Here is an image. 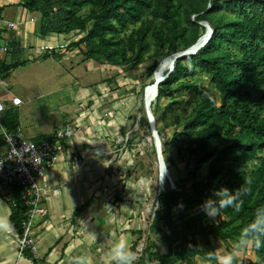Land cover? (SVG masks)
<instances>
[{
  "label": "trees",
  "instance_id": "trees-1",
  "mask_svg": "<svg viewBox=\"0 0 264 264\" xmlns=\"http://www.w3.org/2000/svg\"><path fill=\"white\" fill-rule=\"evenodd\" d=\"M19 3L26 11L39 14L41 38H59L76 31L85 33L72 46H84L87 59L112 66L138 67L149 57L153 60L148 72L150 79L164 59L194 45L205 34V24L211 28L208 42L194 55L177 59L173 72L158 87L156 101L182 93L201 96L187 113H175L171 119L172 147L177 158L185 162L190 185L185 188L178 181L164 182L166 190L160 195V206L167 254L161 264L178 261L200 264L197 258L204 259L209 250H214L211 236L223 244L237 238L253 219L256 209L264 207L261 155L264 0H20ZM48 50L42 60L61 59L60 55H53L52 48ZM17 68L16 63L0 60V79ZM197 77L199 80L204 77L218 94L217 99L202 96L196 85ZM8 103L0 118V129L13 132L19 127V113ZM154 104L150 108L156 114ZM54 133L36 142L51 139ZM0 136L4 146L1 133ZM152 148L155 151L153 143ZM169 149L166 143L161 144L166 169L173 164ZM204 169L207 172L200 178ZM242 185L249 187L250 192L243 197L240 211L225 209L217 224L207 222V216L199 210L206 195L213 188L235 190ZM13 191L20 193L17 188ZM21 201L11 209L10 216L19 233L27 217L22 197ZM178 211L179 217L172 216ZM250 249L264 263V245Z\"/></svg>",
  "mask_w": 264,
  "mask_h": 264
},
{
  "label": "rangeland",
  "instance_id": "rangeland-1",
  "mask_svg": "<svg viewBox=\"0 0 264 264\" xmlns=\"http://www.w3.org/2000/svg\"><path fill=\"white\" fill-rule=\"evenodd\" d=\"M84 35L76 31L53 37V43H49L53 47L51 52L61 59L49 58L18 68L6 79L8 94L25 102V106L18 109L20 115H35V131L38 124L40 130L50 125L54 132L68 126L73 129V139L63 141L62 145L73 146L75 151L68 156L77 163L78 174L84 170L85 178L90 180L85 188V209H80L83 205L76 208L75 219L72 214L71 223L67 224L68 229L78 234L79 239L72 240L89 245L84 246L82 254L88 252L90 258L99 255L108 262L106 253L110 242L123 238L138 256L135 264H161L167 254L163 242L165 220L160 206V195L166 190L164 182L169 179L170 183L178 181L185 188L190 185L185 162L177 158L172 147L171 119L175 113H187L201 96L182 93L163 97L152 107L156 114L149 107L160 146L167 144L170 148L167 153L173 161L168 171L165 167L159 176L160 166L152 148L144 105L142 107L145 88L153 81L148 75L153 60L146 57L140 66L130 67L87 59L84 46H72ZM195 81L202 96L217 99L218 94L204 77ZM163 164L165 166L164 161ZM206 172L204 169L200 178ZM163 175L166 178L161 183ZM176 214L179 217L181 212H174L172 216ZM217 219L215 222L207 217V222L217 224L222 217ZM236 239L223 244L210 237L213 248L222 252L230 251ZM240 259L242 264H264L250 247L241 253ZM197 260L202 264L203 259Z\"/></svg>",
  "mask_w": 264,
  "mask_h": 264
},
{
  "label": "crops",
  "instance_id": "crops-1",
  "mask_svg": "<svg viewBox=\"0 0 264 264\" xmlns=\"http://www.w3.org/2000/svg\"><path fill=\"white\" fill-rule=\"evenodd\" d=\"M19 2L20 0H0V42L11 49L0 53V60L6 64L16 63L21 68L27 65L33 66L38 61L48 60H42L41 57L46 50L53 48L49 44L53 43V37H40L39 14L26 11ZM5 23H12L13 27L7 28L4 26ZM17 69L11 71L7 78L11 77ZM7 78L0 79V99L9 102V106L12 107L10 100L19 97L8 94ZM21 106H25L23 100L19 106L13 107L18 111L22 108ZM34 118L35 115L26 116L19 113L18 126L26 138L37 141L41 137H48L54 133V127L51 125L40 130V124H38L35 131ZM67 146L66 148L62 145L59 161L47 171L46 186L42 185L47 191L41 198V207L45 210V214L33 219V246L32 249L28 248V252L24 251L21 256H19L17 240L22 237V233H19L18 228L10 220L11 209L18 202H22L20 193L0 191V264H73L75 257H89L88 252L82 254L84 246L89 245L79 242L78 234L68 229L67 224L71 223L69 220L71 221L72 214L75 219L76 208L86 202L85 188L90 180L85 178L84 170L78 174L77 163L72 162L71 156H68L75 150L72 145ZM2 149L3 143L0 136V151ZM74 157L73 159H76ZM21 231L23 232L22 227ZM74 237H77V241L71 239ZM106 260L105 257L99 258V255L91 257L92 264H106L108 263Z\"/></svg>",
  "mask_w": 264,
  "mask_h": 264
},
{
  "label": "built area",
  "instance_id": "built-area-1",
  "mask_svg": "<svg viewBox=\"0 0 264 264\" xmlns=\"http://www.w3.org/2000/svg\"><path fill=\"white\" fill-rule=\"evenodd\" d=\"M5 27L12 28V23H5ZM8 46L0 42V53L10 51ZM6 100L0 99V118L6 109ZM13 106H19L21 100L12 98ZM4 146L0 151V191L20 189L24 206L28 210V217L22 222V237L17 240L19 256L26 249H32V221L45 214L41 207V198L46 194L47 171L59 161L62 152V143L65 140L73 139L72 127L58 130L51 139L35 143L23 137L21 129L18 127L13 132H7L1 128ZM39 157L37 159V154ZM32 161H31V160Z\"/></svg>",
  "mask_w": 264,
  "mask_h": 264
},
{
  "label": "clouds",
  "instance_id": "clouds-1",
  "mask_svg": "<svg viewBox=\"0 0 264 264\" xmlns=\"http://www.w3.org/2000/svg\"><path fill=\"white\" fill-rule=\"evenodd\" d=\"M36 154L38 159L39 154ZM164 175L160 180L161 183ZM249 192L250 188L243 185L235 190H230L227 187L213 188L204 198L199 210L209 219L217 222V218L222 217V212L225 209L231 208L234 212H239L244 203L243 197ZM179 207L182 209L183 204L181 203ZM262 238H264V207L256 209L253 219L241 229L230 251L222 252L219 248L209 250L205 254L202 264H242L241 253L252 246L259 249L264 245ZM106 255L108 264H135L138 259L136 252L123 238L110 242ZM73 264H92V261L90 257L78 256L73 258Z\"/></svg>",
  "mask_w": 264,
  "mask_h": 264
},
{
  "label": "water",
  "instance_id": "water-1",
  "mask_svg": "<svg viewBox=\"0 0 264 264\" xmlns=\"http://www.w3.org/2000/svg\"><path fill=\"white\" fill-rule=\"evenodd\" d=\"M204 26L206 29L205 34L202 37H200L195 42V44L191 46V48H188L183 52L171 55L173 61L174 60L176 61L179 58H184V57L194 55L200 48H202L208 42V40L210 39V37L212 35V30L207 24ZM202 38H204V41L196 49L195 48L193 49V47H195L196 44L198 43V41ZM173 68H174L173 65H171L170 70L166 73V75L163 78H161L159 81H157V83H161L164 80H166L167 77L173 72ZM144 110H145V114H146L148 124H149L150 137L152 139V143L154 144L156 155H157L156 157L158 160V164L160 166L159 167V170H160L159 175L162 176V173L165 171V166L163 164L162 155H161L160 140H159L156 128H155V122H154L153 116L150 112L149 104L144 106Z\"/></svg>",
  "mask_w": 264,
  "mask_h": 264
},
{
  "label": "bare ground",
  "instance_id": "bare-ground-1",
  "mask_svg": "<svg viewBox=\"0 0 264 264\" xmlns=\"http://www.w3.org/2000/svg\"><path fill=\"white\" fill-rule=\"evenodd\" d=\"M204 41V38L200 39L198 43L196 44L193 49L197 48L202 42ZM191 48V47H190ZM175 60L173 61L172 57H167L164 59L156 68L154 76H153V81L147 85L144 91V98H143V105L149 104V107L156 101V98L158 96V87L160 83H157L161 78H163L166 73L170 70L171 65L174 67ZM159 171V170H158ZM160 176V175H159ZM164 178H166L164 176ZM160 181V180H159Z\"/></svg>",
  "mask_w": 264,
  "mask_h": 264
}]
</instances>
